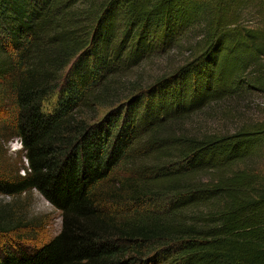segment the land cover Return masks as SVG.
<instances>
[{
	"label": "trees",
	"instance_id": "16d2710c",
	"mask_svg": "<svg viewBox=\"0 0 264 264\" xmlns=\"http://www.w3.org/2000/svg\"><path fill=\"white\" fill-rule=\"evenodd\" d=\"M189 33L187 61L120 97L121 77ZM257 92L264 0H0V147L18 141L27 165L0 150V196L36 190L62 219L29 247L1 217L0 264H264V182L242 167L264 120L186 128Z\"/></svg>",
	"mask_w": 264,
	"mask_h": 264
},
{
	"label": "rangeland",
	"instance_id": "374dc122",
	"mask_svg": "<svg viewBox=\"0 0 264 264\" xmlns=\"http://www.w3.org/2000/svg\"><path fill=\"white\" fill-rule=\"evenodd\" d=\"M250 22V21H249ZM249 26L250 23H248ZM197 39L195 33L183 36L180 43L171 49L159 51L147 57L138 66L128 71L120 80L121 98L127 94L134 83L147 87L160 77L170 75L190 58ZM105 109L96 114L101 119ZM264 120V93H249L233 98L206 109L201 114L191 117L186 128L194 132L233 133L243 124ZM0 147L6 166L19 170L23 174L26 161L20 154V144L16 140H7ZM259 175L264 182V146L259 154L248 159L242 167ZM204 178V177H203ZM10 217L12 223L18 224L23 244L29 247L40 245L55 237L61 229V213L56 210L36 190L17 197L0 196V218ZM10 243L16 242L7 239Z\"/></svg>",
	"mask_w": 264,
	"mask_h": 264
}]
</instances>
